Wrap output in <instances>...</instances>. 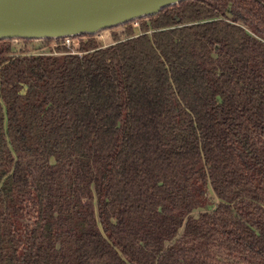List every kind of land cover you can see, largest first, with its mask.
<instances>
[{"label":"trees","instance_id":"trees-1","mask_svg":"<svg viewBox=\"0 0 264 264\" xmlns=\"http://www.w3.org/2000/svg\"><path fill=\"white\" fill-rule=\"evenodd\" d=\"M119 25L0 38V264H264V0Z\"/></svg>","mask_w":264,"mask_h":264},{"label":"water","instance_id":"water-1","mask_svg":"<svg viewBox=\"0 0 264 264\" xmlns=\"http://www.w3.org/2000/svg\"><path fill=\"white\" fill-rule=\"evenodd\" d=\"M181 0H0V38L95 33Z\"/></svg>","mask_w":264,"mask_h":264},{"label":"rangeland","instance_id":"rangeland-1","mask_svg":"<svg viewBox=\"0 0 264 264\" xmlns=\"http://www.w3.org/2000/svg\"><path fill=\"white\" fill-rule=\"evenodd\" d=\"M131 24L134 28L138 29L139 24H137L136 21H134ZM123 29H124L123 25H117V26H113V27L103 28L102 30H103L104 40L98 41V43L97 42H95V43L97 45L98 44L101 45V44L112 42V40L114 38V34L118 33L119 35H122ZM80 40L86 41V43L89 46L90 42L87 40V38H82ZM59 44H62L61 41L55 40V39H48V40L47 39L46 40H44V39H28V40H25L23 38H18V39L12 40V46H13L15 53H20V52H28V53L34 52L35 53V52H45V51H49V50L51 51L52 50L51 52H55V53H58L57 55H61L64 51L56 50L57 45H59ZM76 47H78V45H76ZM67 50H68V48H67ZM46 53H49V52H46ZM211 196L215 198V195L213 192L211 193Z\"/></svg>","mask_w":264,"mask_h":264},{"label":"built area","instance_id":"built-area-1","mask_svg":"<svg viewBox=\"0 0 264 264\" xmlns=\"http://www.w3.org/2000/svg\"><path fill=\"white\" fill-rule=\"evenodd\" d=\"M134 21H136V20H134ZM136 23L138 24V21H136ZM134 29H135V32L137 34L141 32L140 29H139V25H138V29L137 28H134ZM82 38H87V40L90 42V45L92 43L96 44L95 42L98 43V41L104 40L103 30H99V31H97L95 33H85V34H79V35H65V36L58 37V38H53V39L60 40L61 43L68 48V50L66 52L82 55L85 51L84 50H79L76 47V45H78V43L80 42V39H82ZM39 39H44L45 40L46 38H39ZM109 43H111V42H109ZM109 43H105V44H101V45H99V44L97 45L96 44L95 48L96 47L105 46V45H107ZM46 52H51V51L50 50L49 51H45L44 53H46ZM52 53L56 54L55 52H52Z\"/></svg>","mask_w":264,"mask_h":264},{"label":"crops","instance_id":"crops-1","mask_svg":"<svg viewBox=\"0 0 264 264\" xmlns=\"http://www.w3.org/2000/svg\"><path fill=\"white\" fill-rule=\"evenodd\" d=\"M56 54H58V53H56Z\"/></svg>","mask_w":264,"mask_h":264}]
</instances>
